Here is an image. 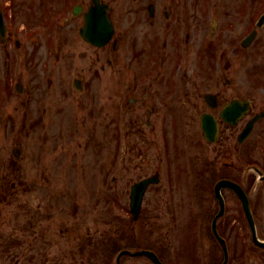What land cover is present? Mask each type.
<instances>
[{
	"label": "rangeland",
	"instance_id": "374dc122",
	"mask_svg": "<svg viewBox=\"0 0 264 264\" xmlns=\"http://www.w3.org/2000/svg\"><path fill=\"white\" fill-rule=\"evenodd\" d=\"M149 1L157 6L161 0H142L144 7ZM77 3L78 0H0V11L9 28L3 44L0 38V264H95L89 256L94 252L97 241L89 245L93 248L88 247L86 244L90 238L86 235L95 230V221L107 223L103 220L111 216L116 219L117 229L121 225L120 235L116 232V251L151 246L164 255L166 264H192L190 259L193 257L205 262L203 258L209 243L203 241L200 234L205 237L210 234L204 229L194 228L191 221L213 218L218 209L213 195L216 181L225 175L241 184L251 205H255L256 218L259 214L264 218V190L255 182L253 173L246 172L250 164L241 161L228 167L217 164L222 168L208 169L207 179L199 180L187 175L200 169L193 165V161L187 162L188 152L191 153L188 146L196 140L186 130V116H179L177 141L182 148L178 146L177 155L181 156L178 159L180 174L169 178L164 170L158 197H150V203L147 201L144 205L148 215L142 212V218L155 225L145 227L139 221L138 226H130L126 221L128 203L124 205L122 191L126 189L125 183L128 190L129 185L137 180L136 173L132 172L131 178L121 176L115 179L116 196L119 198L115 208L123 212L114 209L112 201L109 202L112 178L109 174L111 146L108 132L100 135L110 148L101 143L98 152L94 147L84 151L80 144L89 138L87 135L90 133L82 119L84 110L74 109L71 101L67 100L47 111L48 101L56 102L58 93L69 91L74 96L72 79L78 74L102 75L104 78L109 75L108 48H93L85 43L78 33L83 19L69 15ZM112 5L116 12H126L131 7V4L125 6L119 2ZM200 6L198 3V8ZM261 7H264V0H260ZM114 16L118 18L116 13ZM34 19L43 25L33 24ZM263 38L262 31L259 39ZM94 58L97 60L95 65ZM187 58L176 68L179 74L202 75L201 66L193 63L191 54ZM101 65H104V71ZM243 65L250 68L248 58H244ZM18 82L22 87L21 93L15 90ZM69 109H72L70 120L73 116L74 125L71 129H63L61 120ZM50 115L53 117L47 119ZM168 126L165 131L167 143L171 134ZM169 145L170 141L168 148ZM13 148L20 149V160L9 167L10 161L15 160ZM2 162L7 169L3 168ZM72 162H78L81 167ZM14 167L29 171L30 177L26 174L20 179H10L13 186L1 189L4 182L2 172L14 171ZM223 195L227 199L225 219L229 231L226 240L230 255L232 253L230 264H253L251 254L257 249L247 237L249 230L240 203L228 190H224ZM126 200L128 202L127 192ZM95 204L98 205L96 212L92 209ZM155 204L166 215L153 211L151 205ZM162 219L167 220L166 225L156 226L158 221L162 223ZM232 221H235L234 225ZM98 229L107 231V226L100 224ZM129 232L135 235L125 238ZM261 235L264 236V232ZM80 244L86 245L83 252V248L79 249ZM210 248L214 253L213 243ZM85 254H89V261H85ZM114 256L112 252L111 262ZM95 258L101 259L97 264H109L105 257ZM261 258L264 259V252H261ZM221 259L219 256L217 262ZM121 263L151 264L143 257L127 256L121 259Z\"/></svg>",
	"mask_w": 264,
	"mask_h": 264
},
{
	"label": "flooded vegetation",
	"instance_id": "af4514ba",
	"mask_svg": "<svg viewBox=\"0 0 264 264\" xmlns=\"http://www.w3.org/2000/svg\"><path fill=\"white\" fill-rule=\"evenodd\" d=\"M102 1L110 7L107 15H110L114 25L113 38L104 46L108 48L109 75L104 78L102 75L78 74L72 79L74 96L69 91L58 93L56 102L48 101L47 111L67 100L71 101L74 109L84 110L82 119L90 132L87 135L89 138L80 144L84 151L94 147L98 152L101 143L108 145L100 135L101 132H108L111 159L110 172H107L112 178L109 190L114 205L118 203L117 177L131 178V173L135 172L138 180L147 177L158 179L159 183L149 185L143 197L141 212L148 215L144 205L147 201L150 203V197H158L163 171L169 178L179 176V116H186V130L196 140L188 146L191 153L188 152L187 162L193 161V165L200 169L187 175L194 179H207L210 174L208 169L222 168L217 164L228 167L241 161L253 165L255 182L264 190V38L259 39L264 25L257 27L262 12L260 0H164V3L161 0L157 6L149 1L146 7L142 0ZM115 2L125 6L131 4V7L129 11L116 12L112 5ZM197 2L201 4L200 8ZM90 5V0H81L76 18L82 19ZM149 5H153L152 11H149ZM188 54H191L193 63L201 66L202 75L179 74L176 68L188 59ZM245 57L251 63L250 68L243 65ZM96 62L94 58V65ZM187 64L191 62L188 60ZM104 69L101 65V70ZM70 115L72 109L62 117L63 129H71L74 125V117L70 120ZM203 116L212 117L216 126L214 133L210 131L209 122L206 133L202 130ZM50 117L53 116L47 119ZM167 124L170 126L168 131H171L169 148L165 135ZM249 124L251 130L243 137ZM19 160L20 157H16L10 161L9 167L15 166ZM2 163L7 169L5 162ZM71 164L81 167L78 162ZM92 166L95 169V165ZM13 169L2 172L4 182L1 189L11 187L10 179L31 175L29 171H21L20 167ZM171 169L174 171L171 172ZM124 186L125 205L126 183ZM224 201L226 214L227 199L224 198ZM97 207L95 204L94 212ZM151 208L160 215H166L157 204L151 205ZM225 214L218 220L217 229L227 243L229 231ZM260 217L261 214L256 218L254 212L257 234L264 239L261 235L264 218ZM107 222L109 226H114L113 220ZM166 222L162 219V223L158 221L156 226H165ZM191 223L194 228L204 229L210 234L205 237L198 232L201 239L209 243L203 258L205 262L193 257L191 263L221 264L224 254L211 234L212 219ZM232 223L234 225L235 221ZM144 224L155 225L153 222ZM99 225L100 222L95 221V230L90 233L91 241L102 237ZM111 237L114 239V230ZM247 237H250L248 233ZM212 243L214 253L210 248ZM262 251L264 249L258 247L252 252L253 264H264ZM94 255L103 256L105 253ZM219 256L222 259L218 263ZM158 258L165 259L163 254H158Z\"/></svg>",
	"mask_w": 264,
	"mask_h": 264
},
{
	"label": "water",
	"instance_id": "95a60500",
	"mask_svg": "<svg viewBox=\"0 0 264 264\" xmlns=\"http://www.w3.org/2000/svg\"><path fill=\"white\" fill-rule=\"evenodd\" d=\"M93 1L96 3V6L94 8H91V10L85 15V29L84 32L83 30H81V34L88 41L96 45H102L108 40L109 36L112 34V26L107 18V15H97V13L99 12L103 13L105 11L104 9L105 7L99 4L98 0H93ZM260 22L261 23L264 22V16L261 18ZM0 34L1 35L4 34V28L2 26L1 20H0ZM149 182H150L149 180H145L139 183L137 186H135L133 193V204H132V214L134 215L135 218L137 217L139 212V206H140L142 194L145 190L146 185ZM222 188H229L237 194L238 198L241 201L244 214L250 224L253 240L258 245L264 246V242H259L256 238L249 201L247 199L245 192L238 184L228 180H221L215 185V196L221 207V210L218 213V215L215 217V220L223 214V199L220 194V190ZM214 231H215V226H214ZM122 255H145L148 258H150L155 264H160V262L157 260V257L152 252L149 251H139L135 253H131L129 251H122L118 256V259ZM226 257L227 256L225 255V261L223 264H225L227 261Z\"/></svg>",
	"mask_w": 264,
	"mask_h": 264
}]
</instances>
